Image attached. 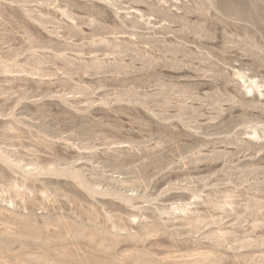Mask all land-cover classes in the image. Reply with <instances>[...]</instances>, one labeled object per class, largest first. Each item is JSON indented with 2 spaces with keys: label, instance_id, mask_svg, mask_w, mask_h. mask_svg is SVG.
<instances>
[{
  "label": "rangeland",
  "instance_id": "rangeland-1",
  "mask_svg": "<svg viewBox=\"0 0 264 264\" xmlns=\"http://www.w3.org/2000/svg\"><path fill=\"white\" fill-rule=\"evenodd\" d=\"M0 264H264V0H0Z\"/></svg>",
  "mask_w": 264,
  "mask_h": 264
}]
</instances>
